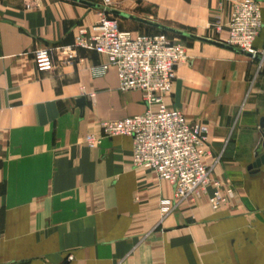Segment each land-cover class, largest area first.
<instances>
[{
  "label": "crops",
  "instance_id": "0c3cea01",
  "mask_svg": "<svg viewBox=\"0 0 264 264\" xmlns=\"http://www.w3.org/2000/svg\"><path fill=\"white\" fill-rule=\"evenodd\" d=\"M83 1L0 0V264H264V165L248 170L262 154L264 62L206 42L225 43L230 3ZM101 12L123 31L186 40L164 102L207 125L203 162L234 190L227 206L213 211L208 195L175 205L171 184L132 167L129 137L103 136V121L146 104L119 91L114 67L101 72L104 56L59 55L79 29L94 33ZM40 47L57 49L48 72L32 60ZM88 135L99 140L93 148Z\"/></svg>",
  "mask_w": 264,
  "mask_h": 264
},
{
  "label": "built area",
  "instance_id": "2783aa9c",
  "mask_svg": "<svg viewBox=\"0 0 264 264\" xmlns=\"http://www.w3.org/2000/svg\"><path fill=\"white\" fill-rule=\"evenodd\" d=\"M221 1L231 5L224 44L252 58L261 55L263 63L264 49L258 53L254 48L262 27L261 1ZM74 48L104 56L106 63L100 70L105 73L111 66L116 69L119 91H138L142 95L146 104L143 114L100 124L104 137L131 139L133 168L151 170L159 180L171 184L175 205L184 201L195 203L202 195H208L209 206L217 211L234 200V190L212 179V167L203 162L207 125L188 122L181 111L169 109L164 102L171 93L176 67L187 61L183 45L175 43L165 33L136 34L120 30L115 18L101 12L93 34L79 29L73 46L60 48L59 55L65 62H69V53ZM55 51L57 49L40 47L32 52L38 72H48L54 67ZM85 142L93 148L99 140L88 135Z\"/></svg>",
  "mask_w": 264,
  "mask_h": 264
},
{
  "label": "water",
  "instance_id": "95a60500",
  "mask_svg": "<svg viewBox=\"0 0 264 264\" xmlns=\"http://www.w3.org/2000/svg\"><path fill=\"white\" fill-rule=\"evenodd\" d=\"M67 1H72V2L83 4V5H90L88 2L83 1V0H67ZM206 42H208V43H210L212 45L218 46V47H222V48L228 49V50L232 49L231 47H228V46H226L224 44H220V43H217V42H212V41H207V40H206ZM263 62H264V59H263ZM76 105L79 108H83V106L85 105L84 98L78 99L76 101ZM259 128L262 131V142H261L262 154L256 155V158H255L254 162L249 165L248 170L251 171L252 173L257 172L260 169V167L264 165V117H262L260 119Z\"/></svg>",
  "mask_w": 264,
  "mask_h": 264
},
{
  "label": "rangeland",
  "instance_id": "374dc122",
  "mask_svg": "<svg viewBox=\"0 0 264 264\" xmlns=\"http://www.w3.org/2000/svg\"><path fill=\"white\" fill-rule=\"evenodd\" d=\"M118 22V21H117ZM136 27H137V29H139V28H142V26H139V25H137L136 24ZM168 36H169V38L171 39V40H173L175 43H179V44H181V45H183L184 46V48H185V39L184 38H182L181 36H178V35H175V34H168ZM261 56V55H260Z\"/></svg>",
  "mask_w": 264,
  "mask_h": 264
},
{
  "label": "trees",
  "instance_id": "16d2710c",
  "mask_svg": "<svg viewBox=\"0 0 264 264\" xmlns=\"http://www.w3.org/2000/svg\"><path fill=\"white\" fill-rule=\"evenodd\" d=\"M162 33H165V32H162ZM166 34V33H165Z\"/></svg>",
  "mask_w": 264,
  "mask_h": 264
}]
</instances>
